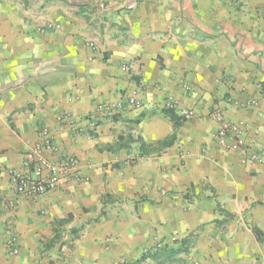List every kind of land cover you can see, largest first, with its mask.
Here are the masks:
<instances>
[{
  "label": "crops",
  "instance_id": "crops-1",
  "mask_svg": "<svg viewBox=\"0 0 264 264\" xmlns=\"http://www.w3.org/2000/svg\"><path fill=\"white\" fill-rule=\"evenodd\" d=\"M170 100L194 112L176 131ZM44 127L80 173L0 209V264H133L190 234L181 264H264V0H0V192Z\"/></svg>",
  "mask_w": 264,
  "mask_h": 264
},
{
  "label": "built area",
  "instance_id": "built-area-1",
  "mask_svg": "<svg viewBox=\"0 0 264 264\" xmlns=\"http://www.w3.org/2000/svg\"><path fill=\"white\" fill-rule=\"evenodd\" d=\"M128 104L132 108L142 106L136 90H130L127 94ZM249 105H256V101H251ZM175 102L168 101L167 109H175ZM248 106V105H247ZM123 105L120 102L100 103L96 107L99 115L114 117L121 113ZM67 114H60L57 119L64 122ZM187 119L194 116L193 111H185L183 114ZM211 116L219 123V127L214 135L215 141L225 149H244L246 147L245 131L248 124L245 122H233L227 120L223 113L217 109L211 112ZM90 118V117H89ZM96 126L94 122L91 124ZM52 154L54 157H50ZM261 161L262 157L254 156ZM25 171L20 172L16 169H9L8 186L13 191V196H8L0 192V209L5 211H15L17 208L18 197L37 198L46 193L67 185L79 176L78 160L73 155L60 154L54 142L52 132L44 127L40 131L39 139L34 143L32 150L27 154L24 163ZM6 247L11 254H17L18 246L13 235L9 236ZM200 264V262H195Z\"/></svg>",
  "mask_w": 264,
  "mask_h": 264
},
{
  "label": "trees",
  "instance_id": "trees-1",
  "mask_svg": "<svg viewBox=\"0 0 264 264\" xmlns=\"http://www.w3.org/2000/svg\"><path fill=\"white\" fill-rule=\"evenodd\" d=\"M167 116L171 118V120L174 122L175 131L177 128L180 127L181 123L185 121L187 118L183 115H178L174 109H166L163 111ZM176 132H174L171 136L161 141V145H169L171 142L175 139ZM141 146H145V142L142 141ZM144 153V149H141V155ZM222 213H224V210H222ZM229 217H232L233 215L231 213H228ZM60 222H64L63 220H60ZM59 222V223H60ZM219 223L221 221H218ZM177 245L175 247H161L157 248L154 254L145 253L141 258L134 261L133 264H140L141 262L145 261L148 257H153L158 261V264H166L167 262H174V261H180L182 258L180 257L182 254H187L190 251V248L193 244V235L190 234L189 236L182 238L180 240H177L175 242Z\"/></svg>",
  "mask_w": 264,
  "mask_h": 264
},
{
  "label": "rangeland",
  "instance_id": "rangeland-1",
  "mask_svg": "<svg viewBox=\"0 0 264 264\" xmlns=\"http://www.w3.org/2000/svg\"><path fill=\"white\" fill-rule=\"evenodd\" d=\"M166 264H181L179 261H174V262H167Z\"/></svg>",
  "mask_w": 264,
  "mask_h": 264
}]
</instances>
